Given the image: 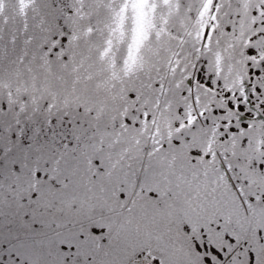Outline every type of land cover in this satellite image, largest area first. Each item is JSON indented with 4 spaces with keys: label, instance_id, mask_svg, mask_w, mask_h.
Returning a JSON list of instances; mask_svg holds the SVG:
<instances>
[{
    "label": "rangeland",
    "instance_id": "1",
    "mask_svg": "<svg viewBox=\"0 0 264 264\" xmlns=\"http://www.w3.org/2000/svg\"><path fill=\"white\" fill-rule=\"evenodd\" d=\"M134 1L31 0L24 7L25 0H0V22L6 25L1 34L6 29L14 36L22 26L30 38L28 51L38 57L46 51L52 53L47 56L51 62H45L49 72L46 83L44 74L35 76L33 88L20 92V101L24 106L32 104L27 108L31 114L44 109L52 120L68 118L58 130L30 127L34 140L13 147L5 158L8 167L5 159H0V264H68L72 245L80 243L82 239L78 238L85 237V233L98 243L90 246L95 255L89 260L87 256L88 264H264V6L243 8L240 0H230L222 10L224 19L213 20L218 21L217 31L223 32L216 35L210 30L199 41L193 32L199 34L196 21L203 14L202 0H178V11L174 13L158 8V0H143V4L154 1L155 10L150 16L155 32L149 34V46L141 42L136 52L130 51L127 65V34L137 10ZM167 1L173 5L175 0ZM93 2H98L97 13H91ZM183 13L184 22L180 20ZM31 18L35 20L33 27ZM173 19L192 25L193 32L179 51L177 59L181 62L166 71L167 77L159 86L158 79L138 72L153 69L155 77L163 69L155 66L160 57L154 51L166 48L158 32L167 29L165 21H171L173 36ZM151 23L145 13L141 29H150ZM257 25L260 27L255 29ZM55 26L64 27V35L51 32ZM87 26L97 32L92 39L93 56L103 54L100 58L91 56L94 66L114 61L113 70L124 64L137 75L119 71L108 81L104 68L99 67L97 73L85 65L81 68L79 60L70 58L72 49L80 48L79 35ZM39 30L46 31L44 36L31 33ZM224 38L231 49L227 53L222 51L223 45L217 44ZM100 44L105 48L100 46L102 50L96 53ZM54 55H66L63 65ZM233 62L230 72L229 64ZM188 68L190 71L185 70ZM191 78L212 93L207 103L215 107L202 115L216 120L218 125L212 124L219 134L207 128H187L181 138L174 134L181 120L188 118L189 106L185 107L181 92ZM107 84L114 91L107 89ZM155 92L161 93L160 100ZM176 96L181 98L177 106ZM110 97L112 102L116 100L115 106L109 100L105 102ZM76 99L83 103L74 110ZM40 115L44 117L45 113ZM153 117L160 128H165L169 140L181 147L186 161H193L181 166L175 162L174 171L150 172L151 167L163 170V160L169 159L165 142L160 144L165 136L155 131L150 144L138 145L137 140L124 143L126 153L142 147L149 153L141 171L136 165L140 167L143 157L131 162L128 169L137 176L127 181V172L111 177L112 182L106 181L103 176L117 168L113 162L123 153L116 151L119 153L110 162V150L115 146L104 148L103 136L109 134L110 127L133 132L142 120L148 124ZM208 117L204 122H210ZM71 126L64 131V127ZM94 131L101 135L96 136ZM90 135L93 137L88 138ZM214 137L219 144L212 143ZM224 153L232 154L234 159ZM78 156L93 161L95 172L86 171ZM219 156L229 163L231 172H223L226 166L220 165ZM32 175L35 180L45 179L36 190L30 187ZM168 181L170 185L165 189ZM50 182H55L51 196L47 188ZM119 182L129 188H108ZM84 184L94 187L98 196L84 189ZM73 228L76 234L71 236ZM28 235L30 238H25ZM87 250L85 247L86 254Z\"/></svg>",
    "mask_w": 264,
    "mask_h": 264
},
{
    "label": "trees",
    "instance_id": "2",
    "mask_svg": "<svg viewBox=\"0 0 264 264\" xmlns=\"http://www.w3.org/2000/svg\"><path fill=\"white\" fill-rule=\"evenodd\" d=\"M221 1H226V0H220V3ZM245 1L246 2L253 1L257 4H264V0H245ZM2 28L4 27L0 26V29ZM12 37L13 36L10 35V32H8L6 29L4 30L3 34H1L0 32V147L2 149L0 152V159L7 158V154L11 150H13V147L19 146L23 143L27 144V142L29 143L30 140H34V136L30 132V127L31 128L36 127L37 129L46 127L49 130H58L59 126L62 125L61 120H54V119L52 120L50 117L45 118V116L43 117L42 115H40L42 109L40 110L41 112L39 114H31V112L28 111L27 108H30L32 104H28V106H24L20 101L19 99L20 92L22 91V89L29 90V87L31 88L30 82L33 81V76L44 74L43 77H45V83H46V78L48 77L49 72H47V68L45 66L44 61L47 60L45 56H43L42 58H36L30 51H28L25 47V43H24L25 39L20 34H18L16 37H13V39ZM81 40L83 42L82 45L84 48H82V51L74 49L71 58L84 59L93 55L94 49L87 43V33L81 35ZM101 50L102 49L98 48L96 50V53ZM96 56L100 58L103 56V54L98 53ZM164 74L165 71L161 70L160 78ZM148 87H151L150 84L148 85ZM198 89H199V93H201L200 88ZM183 90L186 91L187 94L188 89L186 86L183 88ZM178 98L179 100L176 103V106L179 104V101L181 99L180 97ZM187 100L189 99L187 95H185L183 102ZM37 107H39V105ZM158 116H160V114H158ZM60 119L62 118L60 117ZM16 120L22 121L23 124L19 130L12 132L11 125ZM157 122H158L157 120L155 122H152V124L151 122H149L148 124L145 122L146 124L143 123L140 128H137V130H134L133 132L123 131L121 134L122 141L137 140L136 142H141V144L145 145V142L147 143L148 141L147 139L149 138L150 126L152 125L156 126V124H158ZM159 125L161 126V124ZM161 128L163 129V127ZM174 134L177 135V132H175ZM31 163L34 165L35 161H32ZM4 164L6 167H8V162L6 159ZM225 166L226 167L228 166L227 162H225ZM136 168L143 169V166H141V168L137 166ZM36 185H38V183H36ZM169 185H170L169 181L165 182L164 188L167 189ZM160 187L161 189H163L162 186ZM74 234H76V229L72 231L71 236ZM84 235L85 237H79L78 239H82L80 243H83L85 245L81 247L78 241L75 242L76 245H72V249H71L72 258L68 264H80L82 260H84V262H81L82 264H88V261L86 259L87 256L89 260L90 257L92 258V256L95 255L91 251L90 246L98 244L96 238L92 237L91 239H89L86 233ZM72 242L73 240L70 237V244ZM77 246H79L81 250ZM85 247L88 248L87 254L85 252ZM76 248L79 250V252L81 251L80 256ZM108 249L109 247L105 250V252Z\"/></svg>",
    "mask_w": 264,
    "mask_h": 264
},
{
    "label": "bare ground",
    "instance_id": "3",
    "mask_svg": "<svg viewBox=\"0 0 264 264\" xmlns=\"http://www.w3.org/2000/svg\"><path fill=\"white\" fill-rule=\"evenodd\" d=\"M215 1L219 2V0H215ZM203 18H204V17H202L201 19H203ZM202 23L207 24L208 21H202ZM187 38H188V36H184V37L180 36V37H177V38H175V42H174V44H175V45H183V44L186 43L185 41H186ZM142 44H143V43H142ZM179 51H180V48H177V49L174 51V56H175V57H176V56H178V57L181 56V52L179 53ZM176 63H177V62L174 60V57H172L171 60H170V65H169L167 71H169L170 68L174 67V66L176 65ZM166 77H167V75H166ZM108 89H109V90H112V88H109V87H108ZM188 89H189V91L192 93V95L194 96V98H196V96H195V92H196V80H195L194 78L191 80V82H188ZM193 106L196 107V108H198V109H200V106H199L197 100L195 101V103L193 104ZM22 124H23V123H22V121H20V120H16V121H14V122L12 123V125H11V131H12V132H15L16 130H19V129L22 127ZM126 198H127V197H126Z\"/></svg>",
    "mask_w": 264,
    "mask_h": 264
}]
</instances>
